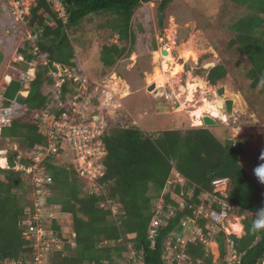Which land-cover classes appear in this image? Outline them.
<instances>
[{"label": "trees", "instance_id": "16d2710c", "mask_svg": "<svg viewBox=\"0 0 264 264\" xmlns=\"http://www.w3.org/2000/svg\"><path fill=\"white\" fill-rule=\"evenodd\" d=\"M66 10V20L54 10L49 0H36L29 11V26L37 35L35 41H24L18 48L23 60L31 61L46 56L53 61L76 64L75 47L68 30L80 24L91 15L112 14L109 26L121 40L132 39L131 21L135 11L147 2L160 1L165 11L172 0H60ZM245 5L249 13L239 18L231 29L236 32L229 46L245 55L250 67L247 76L251 86L264 85V0H230ZM37 46L40 55L33 49ZM117 44L104 45L102 61L113 65L125 52ZM4 55L0 52V63ZM40 64L35 76L26 88L24 81L13 77L3 90L5 105L15 104L16 115L10 126L2 129V135L19 141L31 152L38 143H46L39 131V112L50 102L49 93L44 91L46 83H53L48 75L50 65ZM229 66L218 63L211 67L206 80L215 85L225 79ZM66 90V87L64 88ZM2 97V98H3ZM123 117V116H122ZM124 120V117H123ZM111 126L105 135L107 154L104 158L106 173L99 182L104 193H87L84 180L69 164H62L50 156L44 167L52 177L48 184V203L62 206L64 213L71 214L76 245L65 243L64 248L54 252L50 264H116L114 256L130 258L128 242L136 250V258H143L144 264H170L164 255L166 241L172 239L175 257L172 264H215L213 253L207 241L218 243L221 264H229V240L235 241L240 254L235 264H258L264 257V229L253 230L254 220L264 212V189L252 178L243 166L240 157L242 149L233 139H219L208 127L164 129L146 132L136 124ZM19 151L9 153L11 168H0V264L11 260L30 259L33 256L32 242L23 235L21 217L27 203L20 201L16 190H25L22 172L13 169ZM24 163H32L28 156ZM177 173L185 182H173ZM228 178L226 202L233 204V211L243 215L244 233L241 236L228 235L224 228L213 230L207 227L210 218L195 211L203 202L204 209H220L217 202L204 193H212L213 181ZM220 196V193H219ZM163 200L162 213L157 215L154 200ZM121 205L123 212L113 216L108 203ZM160 218L154 238L149 237L151 223ZM183 221L196 223L204 240L196 235L188 239L182 249L176 245L173 233L183 229ZM59 221L51 220L52 230H61ZM134 234V237L128 235ZM125 239V240H124ZM109 242H113L109 245ZM125 252V253H123ZM184 253L185 258L179 256ZM180 259V260H179Z\"/></svg>", "mask_w": 264, "mask_h": 264}, {"label": "rangeland", "instance_id": "374dc122", "mask_svg": "<svg viewBox=\"0 0 264 264\" xmlns=\"http://www.w3.org/2000/svg\"><path fill=\"white\" fill-rule=\"evenodd\" d=\"M35 3L36 0H22L23 7L28 11ZM159 5L160 1L147 2L135 11L130 26L132 39L121 40L113 32L109 26L112 14L91 15L68 30L75 47V65L89 77L93 90L98 93L102 104V119L111 126L137 122L146 132L170 127H208L219 139H233L236 144H240L243 166L264 189V181L256 175V169L264 166V85L261 83L256 88L251 86V79L246 73L250 67L249 61L245 55L236 51L235 46H229V41L236 34L231 25L249 13L248 7L230 0H172L165 11ZM34 35L29 26L28 12L24 19L17 20L12 15L7 0H0V52L4 55L0 63V100L6 84L10 82L9 78L21 79L25 73L35 76L40 64H44L41 58L29 62L23 60L18 53V48L24 45V41H35ZM114 43L126 50L113 65H107L101 58L102 49L104 45ZM162 48L172 58H165ZM191 55H197L198 59L191 57L187 60ZM218 63L228 65L230 71L225 79L211 85L206 80V75ZM178 64H181V72H178ZM191 76L205 80L213 89L204 92L201 86H196L190 100L188 88ZM153 80L161 88H152L153 84L150 82ZM192 82L198 84L194 80ZM50 87L45 85L44 91L48 92ZM220 87L225 88L223 97L217 92ZM225 98L234 99L236 110L233 114L228 115L225 108L220 107L226 116L225 120L216 118V125H199L194 116L195 111L208 113L206 101L217 102ZM12 105L0 106V113L8 106L13 108ZM16 146L23 155L32 153L24 149L19 141L0 134V157L4 154L9 156ZM56 157L62 164H70L66 154ZM22 179L25 190L16 192L24 204L32 203L35 182L24 173ZM83 180L85 192H105L104 188L92 184L90 180ZM154 203L157 208L162 207L161 197L154 200ZM122 212L121 205L114 203L113 216ZM55 216L61 227L59 235L61 238L65 236V241L72 245L74 239L71 214L63 211L60 213L58 210ZM243 217L236 216L241 222ZM238 219L232 220L237 224ZM227 226L232 230L231 224ZM242 234L239 233L240 236ZM128 237H134V234ZM66 242L60 243L64 245ZM208 242L215 264H221L216 242ZM131 243H127L128 250L133 249ZM108 244L112 245L113 242ZM114 257L116 264H131L123 254Z\"/></svg>", "mask_w": 264, "mask_h": 264}, {"label": "built area", "instance_id": "2783aa9c", "mask_svg": "<svg viewBox=\"0 0 264 264\" xmlns=\"http://www.w3.org/2000/svg\"><path fill=\"white\" fill-rule=\"evenodd\" d=\"M49 1L54 4V8L59 15L66 20L67 13L63 3L60 0ZM7 3L10 5L12 15L17 20L24 19L28 9L23 7L22 0H7ZM34 36L37 37L36 34ZM33 52L35 55H40V50L37 46ZM40 57L44 64H49V59L46 56L40 55ZM49 65L51 67L50 73H48L53 79V83H46L45 85L51 86L47 92L50 95V102L37 115L39 131L45 137L46 143L36 144L30 155L29 153L26 155L21 154L16 146L15 150L19 151V154L15 166H13V169L32 177L35 182L33 185L35 189L34 198L32 197V203H27L24 215L20 221L23 235L32 242L33 256L30 259L11 260L2 264H50L51 255L64 248L65 244L62 245L60 242H66L65 236L61 238L59 231L52 230L51 221H49V219L57 218L55 216L56 211L60 210L61 213L62 206L57 203H48V184L53 181L52 175L44 167L48 157H56L59 154L65 156L66 154L70 165L80 177L88 179L92 184L103 188L99 180L106 173V165L104 163V158L107 154L105 135L111 125L101 117L100 105L102 104L99 101L98 93L93 90L94 86H91L89 77L85 75L79 66L58 61H53ZM32 77L29 73L22 74L21 79L24 81L26 88L30 86L29 81ZM9 81H11V78H9ZM65 87L66 90L64 89ZM0 106H5L3 98L0 100ZM12 106L14 107L10 108L8 106L7 109L1 110V135L3 127L10 126L16 115V105L13 104ZM26 156L32 159V163H24L22 161ZM3 158L6 162L5 165L1 162ZM0 168H11L8 155L4 154L0 157ZM177 177L176 180L169 179L166 187L175 181L184 182L185 178L180 176L179 173H177ZM213 185V192L204 193L203 196L207 199L210 197V200L217 202L221 208L205 210V203L203 202L195 212L210 218V224L207 227H211L214 231L223 227L228 235L235 234L240 236L233 227V224L237 221L236 219H238L236 218L238 215L233 211L235 206L226 202L223 198L227 195L228 178H218L213 181ZM108 203L113 209L114 203L111 200ZM156 212L157 215L161 214L162 207H158ZM232 219H235V221ZM238 223H241L242 232H244L243 223L240 220ZM161 224L160 218L153 219L149 233L150 238H154L157 233V227ZM228 224H231L232 230L227 226ZM196 225V223L183 221V229L173 233V238H176V245H179L182 249L185 247L187 242L185 235L188 239H194L196 235H199L204 240L202 232L198 230ZM72 238L75 239V232L72 233ZM74 242L72 246L76 245V242ZM207 243L209 244L208 241ZM166 248L167 252L164 257L172 264L173 258L176 256V246H173L172 239L166 241ZM170 251H172L171 254ZM129 256L135 259L132 264H144L143 258H136V250L130 249ZM179 257L185 258L186 255L182 253ZM239 258L240 254L235 247V241L230 239L226 260L229 264H235L239 262ZM101 264L109 263L105 261ZM178 264H182V262L179 261ZM258 264H264V257Z\"/></svg>", "mask_w": 264, "mask_h": 264}, {"label": "bare ground", "instance_id": "6f19581e", "mask_svg": "<svg viewBox=\"0 0 264 264\" xmlns=\"http://www.w3.org/2000/svg\"><path fill=\"white\" fill-rule=\"evenodd\" d=\"M168 50H169V48H168ZM164 55H165L164 56L165 58H172V56L170 55V53H167L166 52V54H164ZM178 70H179L178 72H181L182 71L181 64H178ZM192 80L198 82V84L193 83ZM150 83L156 85L157 89L158 88H161V85L159 83H157L155 80H153ZM209 85L210 84H208L207 82H205V80H202L201 78H199L197 76L196 77L191 76V80L189 82V88H188V89H190V97H189L190 100H191L192 94L194 93V90H195V87L196 86H201L202 89H203V91L205 92L208 89H213L212 86H209ZM206 109H207V112L208 113H205L202 110H196L195 113H194L195 119H196V121L198 122L199 125H202L203 124V116L205 114H210V115L214 116L215 118H220V119H222V121L226 119V116L220 110L219 101H217V102L206 101ZM234 110H236V109H234ZM1 162L3 163V165H4V163H6L4 158L2 159ZM233 227L237 231L238 234L239 233L242 234L243 227H242L241 223L234 224Z\"/></svg>", "mask_w": 264, "mask_h": 264}, {"label": "water", "instance_id": "95a60500", "mask_svg": "<svg viewBox=\"0 0 264 264\" xmlns=\"http://www.w3.org/2000/svg\"><path fill=\"white\" fill-rule=\"evenodd\" d=\"M162 52L164 54H166V50L164 48H162ZM156 85H152L151 87L154 88ZM219 93V95L221 97L224 96V93H225V88L224 87H220L217 91ZM219 105L220 107H223L225 108V111L228 115H232L233 114V111H234V99L232 98H225L223 100H219ZM218 123L217 119L210 115V114H205L203 116V124L202 125H206V126H213V125H216ZM237 147L240 148V144L238 143L237 144Z\"/></svg>", "mask_w": 264, "mask_h": 264}, {"label": "clouds", "instance_id": "9594fccd", "mask_svg": "<svg viewBox=\"0 0 264 264\" xmlns=\"http://www.w3.org/2000/svg\"><path fill=\"white\" fill-rule=\"evenodd\" d=\"M256 175L261 179V181H264V166L256 169ZM252 228L253 230L264 229V212L258 215V217L254 220Z\"/></svg>", "mask_w": 264, "mask_h": 264}, {"label": "crops", "instance_id": "0c3cea01", "mask_svg": "<svg viewBox=\"0 0 264 264\" xmlns=\"http://www.w3.org/2000/svg\"><path fill=\"white\" fill-rule=\"evenodd\" d=\"M191 57H193L194 59H198V57H197V55H191V56H189V57H187V60L188 59H190ZM149 78H152V77H149ZM148 78V79H149ZM129 94H130V90H129ZM127 96V95H126ZM136 122V121H135ZM135 124H137L138 126H140L137 122L135 123ZM168 129H172L171 127L170 128H168ZM144 130V129H143ZM164 130V129H163ZM157 131H159V130H157ZM147 132H155V131H147ZM66 214H68V213H66ZM73 231H72V233L74 232V229H72ZM212 241V240H211ZM213 242H215V241H212V243ZM216 245L218 244L217 242L215 243Z\"/></svg>", "mask_w": 264, "mask_h": 264}]
</instances>
